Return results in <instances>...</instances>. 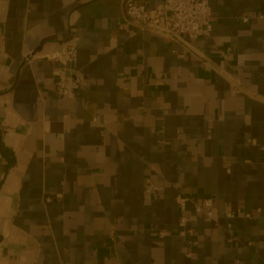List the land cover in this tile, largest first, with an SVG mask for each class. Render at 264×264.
Instances as JSON below:
<instances>
[{
  "label": "crops",
  "instance_id": "0c3cea01",
  "mask_svg": "<svg viewBox=\"0 0 264 264\" xmlns=\"http://www.w3.org/2000/svg\"><path fill=\"white\" fill-rule=\"evenodd\" d=\"M209 2L186 46L123 0H0V264H264V0Z\"/></svg>",
  "mask_w": 264,
  "mask_h": 264
},
{
  "label": "built area",
  "instance_id": "2783aa9c",
  "mask_svg": "<svg viewBox=\"0 0 264 264\" xmlns=\"http://www.w3.org/2000/svg\"><path fill=\"white\" fill-rule=\"evenodd\" d=\"M122 9L125 23H130L139 29L155 31L186 46H189L190 40L208 36L212 31L209 0H161L153 8H148L146 3L141 0H123ZM246 19L247 17L244 18V20ZM33 56L32 52L25 53L22 60L24 63H29ZM48 57L60 64L55 71L53 88L55 93L70 99L74 98L84 80L83 74L73 68V63L77 58L76 47L66 44ZM156 190L158 187L150 182L144 187L147 194ZM51 199V197H46L47 201H51ZM174 200L180 213L178 223L183 227L188 221L186 210L189 199L186 195L179 193ZM212 206V199L206 197L201 205L194 204L193 211L212 217ZM238 212L240 211L237 210ZM225 215L232 218L235 213L227 211ZM228 225L230 226V223ZM159 234L164 236L168 232L160 231Z\"/></svg>",
  "mask_w": 264,
  "mask_h": 264
}]
</instances>
